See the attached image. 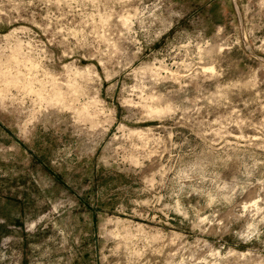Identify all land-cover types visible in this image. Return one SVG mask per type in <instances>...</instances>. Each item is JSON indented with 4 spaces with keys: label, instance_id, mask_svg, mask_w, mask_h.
Masks as SVG:
<instances>
[{
    "label": "rangeland",
    "instance_id": "1",
    "mask_svg": "<svg viewBox=\"0 0 264 264\" xmlns=\"http://www.w3.org/2000/svg\"><path fill=\"white\" fill-rule=\"evenodd\" d=\"M0 264H264V0H0Z\"/></svg>",
    "mask_w": 264,
    "mask_h": 264
}]
</instances>
